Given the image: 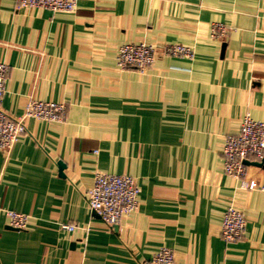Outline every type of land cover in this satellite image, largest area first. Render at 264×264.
Wrapping results in <instances>:
<instances>
[{
	"label": "crops",
	"instance_id": "1",
	"mask_svg": "<svg viewBox=\"0 0 264 264\" xmlns=\"http://www.w3.org/2000/svg\"><path fill=\"white\" fill-rule=\"evenodd\" d=\"M140 42L157 47L153 64L119 67L118 47ZM0 61L10 116L31 99L65 105L60 121L25 116L0 151V264H150L161 246L180 264H264V190L247 187L264 167L232 177L222 152L245 114L264 122V0H78L71 12L0 0ZM97 171L140 187L118 224L86 203ZM229 205L246 219L234 242L220 236ZM4 209L29 214L27 227Z\"/></svg>",
	"mask_w": 264,
	"mask_h": 264
},
{
	"label": "built area",
	"instance_id": "2",
	"mask_svg": "<svg viewBox=\"0 0 264 264\" xmlns=\"http://www.w3.org/2000/svg\"><path fill=\"white\" fill-rule=\"evenodd\" d=\"M78 0H15L17 7L42 8L53 11H74ZM224 33V27L217 24L213 27L214 36ZM167 54L191 58V47L179 43L163 46ZM157 47L144 42L123 43L118 47L116 62L121 68L143 71L149 68L155 59ZM9 65L0 61V100L4 94L5 80ZM65 105L61 102L31 99L27 102L24 114L12 117L0 107V151H8L25 131L24 118L32 116L48 121H60L63 118ZM224 172L235 178L245 175V160L260 161L264 158V122L245 114L236 133L228 134L223 142ZM250 189L264 190V180L250 179ZM140 187L130 174H116L105 171L94 173L93 182L84 193L88 207L102 221L109 225L118 224L121 218L137 208ZM7 224L15 229H25L30 215L24 212L4 209ZM246 219L243 212L229 205L222 216L220 236L226 242L238 240L245 229ZM73 223H61L60 228L67 231L75 229ZM150 264H180L170 248L161 246L152 256Z\"/></svg>",
	"mask_w": 264,
	"mask_h": 264
},
{
	"label": "water",
	"instance_id": "3",
	"mask_svg": "<svg viewBox=\"0 0 264 264\" xmlns=\"http://www.w3.org/2000/svg\"><path fill=\"white\" fill-rule=\"evenodd\" d=\"M224 48V44L222 45V51ZM245 164H252L259 167H264V158H262L260 161H251V160H245ZM64 167L63 163L59 162V169L61 170Z\"/></svg>",
	"mask_w": 264,
	"mask_h": 264
}]
</instances>
